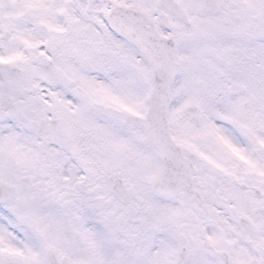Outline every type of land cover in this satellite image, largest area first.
<instances>
[{"label": "snow or ice", "instance_id": "6c2138e0", "mask_svg": "<svg viewBox=\"0 0 264 264\" xmlns=\"http://www.w3.org/2000/svg\"><path fill=\"white\" fill-rule=\"evenodd\" d=\"M0 264H264V0H0Z\"/></svg>", "mask_w": 264, "mask_h": 264}]
</instances>
